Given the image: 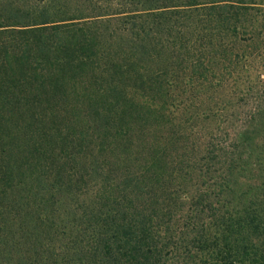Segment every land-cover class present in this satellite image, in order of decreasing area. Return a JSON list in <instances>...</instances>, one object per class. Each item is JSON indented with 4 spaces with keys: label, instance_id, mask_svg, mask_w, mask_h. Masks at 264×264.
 I'll return each mask as SVG.
<instances>
[{
    "label": "trees",
    "instance_id": "1",
    "mask_svg": "<svg viewBox=\"0 0 264 264\" xmlns=\"http://www.w3.org/2000/svg\"><path fill=\"white\" fill-rule=\"evenodd\" d=\"M264 0H0V264H264Z\"/></svg>",
    "mask_w": 264,
    "mask_h": 264
},
{
    "label": "rangeland",
    "instance_id": "2",
    "mask_svg": "<svg viewBox=\"0 0 264 264\" xmlns=\"http://www.w3.org/2000/svg\"><path fill=\"white\" fill-rule=\"evenodd\" d=\"M262 127H264V126H262ZM262 131L264 132V128L261 129V133H263ZM263 155H264V152L261 151V156H263Z\"/></svg>",
    "mask_w": 264,
    "mask_h": 264
}]
</instances>
